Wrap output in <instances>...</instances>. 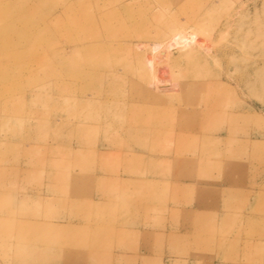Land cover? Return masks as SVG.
Segmentation results:
<instances>
[{
	"label": "rangeland",
	"instance_id": "rangeland-1",
	"mask_svg": "<svg viewBox=\"0 0 264 264\" xmlns=\"http://www.w3.org/2000/svg\"><path fill=\"white\" fill-rule=\"evenodd\" d=\"M124 1L71 69L67 0H0V264H264V0Z\"/></svg>",
	"mask_w": 264,
	"mask_h": 264
},
{
	"label": "bare ground",
	"instance_id": "bare-ground-1",
	"mask_svg": "<svg viewBox=\"0 0 264 264\" xmlns=\"http://www.w3.org/2000/svg\"><path fill=\"white\" fill-rule=\"evenodd\" d=\"M87 1L88 0H67V8L69 11V24L72 27V30L70 29L71 32L69 33V36H68L69 42H70L69 43L70 44L69 45L70 46V54H68V58H69V63H70L71 69H75L76 64L80 63L78 61L76 63H73L74 61H76L75 59H77V60L82 59L81 64L79 66H81L82 68H85L86 63L83 62L84 61L83 59L85 57L84 55H87L90 53H100L101 51H103L105 49V47H104L102 42L99 41V42H97L96 45H94L93 43H89L88 39L91 38V36H98V34L100 32H107L108 33V30L112 28V25L109 22V20L106 21L103 19V17H100V19L96 23H93L94 26L92 28H86L87 16L85 15V3ZM114 3L116 5L117 4L122 5L125 3V1L124 0H115ZM105 14H107V12H105ZM116 18H118V17L116 16ZM93 24H91V25H93ZM113 28L115 29V24H114ZM73 30L74 31L76 30L80 34H82L81 37L78 39H75L74 36L71 35ZM89 32H92V35L89 34ZM173 33L174 34H173L172 38L167 43H165L166 49L170 50L174 46H177L179 43H182V44H184V46H187V45H190L191 42L193 43V41L194 42L196 41L195 40L196 37L194 38L192 34L188 35L189 32L184 33L182 31H174ZM107 35L105 36L106 38L108 37ZM197 42H195V43H197ZM69 78L70 79L75 78L74 72L71 73V76ZM154 85L156 87L161 86L160 77L157 78V74H156V77L154 78ZM82 126H84L83 123H82ZM84 127H86V126H84ZM179 131H181V130H179Z\"/></svg>",
	"mask_w": 264,
	"mask_h": 264
}]
</instances>
